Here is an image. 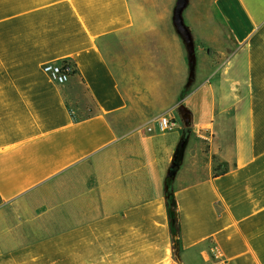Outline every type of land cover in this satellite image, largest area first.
Listing matches in <instances>:
<instances>
[{"label":"crops","instance_id":"1","mask_svg":"<svg viewBox=\"0 0 264 264\" xmlns=\"http://www.w3.org/2000/svg\"><path fill=\"white\" fill-rule=\"evenodd\" d=\"M162 3L0 0V264H264V0L194 62Z\"/></svg>","mask_w":264,"mask_h":264},{"label":"rangeland","instance_id":"2","mask_svg":"<svg viewBox=\"0 0 264 264\" xmlns=\"http://www.w3.org/2000/svg\"><path fill=\"white\" fill-rule=\"evenodd\" d=\"M153 1L160 5L163 0H150ZM184 18L192 30L195 51L199 46L210 48L211 51L214 49L217 53L222 49L228 52L234 49L230 34L215 9L214 0H190L184 11Z\"/></svg>","mask_w":264,"mask_h":264},{"label":"water","instance_id":"3","mask_svg":"<svg viewBox=\"0 0 264 264\" xmlns=\"http://www.w3.org/2000/svg\"><path fill=\"white\" fill-rule=\"evenodd\" d=\"M189 2L190 0H176L174 12H173V24L177 33L182 37L186 45L187 51L191 57V61L194 62L195 40L192 30L189 27V25L186 23L184 18V11L187 8ZM185 143H186V138H184V140L180 143V145L176 150L173 162L168 171V177H174L176 173L175 168L177 166L178 161L180 160L182 154V148L185 146ZM167 187L169 188L168 185Z\"/></svg>","mask_w":264,"mask_h":264},{"label":"built area","instance_id":"4","mask_svg":"<svg viewBox=\"0 0 264 264\" xmlns=\"http://www.w3.org/2000/svg\"><path fill=\"white\" fill-rule=\"evenodd\" d=\"M43 70L57 83H66L69 81L71 75L75 72L74 64L70 60L62 62H47L43 65ZM158 129L160 132H166L174 129L177 125L176 121L168 115H161L157 121ZM147 130L152 131V127L148 126ZM201 137L210 140L211 135L201 133Z\"/></svg>","mask_w":264,"mask_h":264},{"label":"trees","instance_id":"5","mask_svg":"<svg viewBox=\"0 0 264 264\" xmlns=\"http://www.w3.org/2000/svg\"><path fill=\"white\" fill-rule=\"evenodd\" d=\"M183 152V148H182ZM182 160V154L180 157V160L177 163V166L175 168V171L178 169V166ZM227 168L224 169L226 171ZM174 177H168L167 179V184L169 186L168 191H167V208H168V214H169V222H170V228H171V234H172V241L174 248L179 247V238L178 235L181 232V226H180V221H179V214L177 211V205H176V200L174 197V194L172 193V181Z\"/></svg>","mask_w":264,"mask_h":264}]
</instances>
